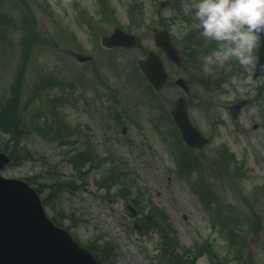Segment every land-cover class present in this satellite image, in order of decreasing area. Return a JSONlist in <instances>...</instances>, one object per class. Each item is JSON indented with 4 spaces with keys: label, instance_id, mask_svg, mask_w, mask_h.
<instances>
[{
    "label": "rangeland",
    "instance_id": "obj_1",
    "mask_svg": "<svg viewBox=\"0 0 264 264\" xmlns=\"http://www.w3.org/2000/svg\"><path fill=\"white\" fill-rule=\"evenodd\" d=\"M160 1L162 0L145 1L146 12L143 20L133 29L134 33L138 32L135 34L143 38L144 49L155 52L157 49L152 40V29L161 28L160 21L170 22V31L180 44H183L189 30L200 32L193 14L196 0H180L181 8L187 15L184 17L190 21L181 19L178 10L168 9L158 13L157 6ZM25 2V7L30 6V14H34L32 17L35 20L34 25L37 26V37L40 39L39 43H34L32 49L26 51L28 57L25 58L27 60L25 86L17 100L22 110L21 116L28 123L35 110L41 114L37 102L33 100L37 95L34 91L35 85L41 77H50L67 83L76 82L77 87L74 91L67 88H53L42 91L41 99L52 109L60 107L66 116V122L72 127L78 125L82 130L89 131L90 146L95 149V158L100 163L90 177L89 174L86 175L87 185L80 186L81 181L74 182L75 172L66 159L70 148L50 145L35 133L34 127L28 126L21 145L27 150V160H25L26 157L22 152L11 148L12 144L6 134L11 119L5 118L1 120L5 132L0 133V152L6 155L12 154L17 164L6 167L2 172L3 175L20 181L27 179L31 182L37 181L33 188L43 184L40 194L44 206L49 205L45 208L48 216L54 218L58 214L61 227L68 230L81 245L98 236L110 242L115 248V264H156L153 256H155L157 236L141 235V231L135 229V226L139 225L141 215L136 213L128 199L123 200L128 190L134 194L142 193L144 200L150 201L158 210L165 212L166 222L171 225L181 248H190L196 242L207 240L224 262L229 256L226 239L212 230L208 212L203 210L200 200L189 183L176 175L174 149L167 143L168 135L173 133L172 125L166 124L165 121L157 122L158 112L151 108V102L147 99L139 100L143 99L140 91H137L139 86L137 89L133 86L129 87L117 76L124 69L120 65H124L129 73L133 67L132 63L142 59L143 55L139 51H134L130 55H123L122 51L116 52V55H112L118 60L115 62V69L108 66L109 61H103L107 59L105 56L107 51L95 43L94 31L91 32L86 27L88 19L90 23L99 27L104 24L101 22L96 0H25ZM110 2L116 11L117 21L123 27L127 24L125 7L129 0H110ZM47 6L51 7L55 14L50 13ZM76 6L78 10L82 8L88 12L84 20L76 16L74 12ZM20 10L21 4L18 0H0V13L5 14L14 24V27L7 31L8 39L0 41V47L2 45L4 49L2 52L0 48V101H8L9 87L18 75L16 69L21 62L20 49L16 47L23 33L17 22L21 16ZM112 27L111 24L104 26V34H110ZM72 34L76 36L83 51L68 50L67 45L70 44L69 38ZM67 51L70 53L76 51L83 56L93 58L91 62L82 65L74 62ZM256 58L257 50L254 49L251 63L247 66H237L238 63L232 61L223 64L217 62L206 64L204 61L205 66H201L202 71L199 73L193 71L190 66L181 69L170 68L168 72L170 82L183 78L188 83L190 89L185 98L190 103V120L194 127L211 142L203 149L204 156L200 161L206 159L209 162L214 157H218L220 146H226L234 153L235 163L242 169L244 180L237 188L240 187L244 193H249L251 189L256 192L250 197L249 203L256 202L254 209L258 210L263 219V231L258 239L250 235L249 231L244 233L248 247L255 254L256 264H264V129L262 128L264 78H253ZM237 70H239L238 75L231 78L233 72ZM95 74H99L98 77L101 76L105 83L101 84ZM179 96L183 94L178 88L166 87L160 97L163 108L170 111ZM55 98L63 100V108ZM111 98L118 103L116 104ZM246 100L248 104L237 119L235 121L231 119L229 106L234 102ZM27 103L32 104L30 106ZM117 114H121L119 122L106 118L107 115L111 117ZM213 122H218L216 131L212 129ZM255 125L258 126V130L252 129ZM123 127L126 128L125 135H121ZM172 140L177 143L176 137ZM77 148L84 147L78 145ZM108 161L117 168H126L129 174L128 182L130 181L132 185L125 189L121 187L123 196L118 195V187H114L108 194L104 189L99 190L95 186V181L109 171ZM202 165L207 166L206 162ZM209 176L211 177L212 174ZM68 183H75L80 187L78 189L66 187ZM212 187L223 202H231L240 213L247 212V205L242 202L239 193L231 190L233 188L229 182L213 181ZM130 211L135 213V218ZM244 217L242 215L239 219L241 223L245 222L246 218L250 220L249 216ZM106 241L104 243L108 244ZM197 264L209 263L204 257ZM228 264H237V262L230 261Z\"/></svg>",
    "mask_w": 264,
    "mask_h": 264
},
{
    "label": "water",
    "instance_id": "obj_2",
    "mask_svg": "<svg viewBox=\"0 0 264 264\" xmlns=\"http://www.w3.org/2000/svg\"><path fill=\"white\" fill-rule=\"evenodd\" d=\"M115 36L121 34L125 47L140 46L139 40L115 30ZM155 43L161 47L168 59L179 64L178 53L173 49L166 32L155 36ZM259 59L256 75H264V46L258 47ZM149 79L151 86L160 91L166 81L161 61L150 54L146 61L139 63ZM178 85L185 90L182 81ZM240 104L234 108V115ZM184 99H180L171 113L182 138L189 147L202 148L208 142L195 131L188 120ZM0 154V168L7 164ZM0 264H96L91 255L79 249L76 242L66 231L55 228L45 216L37 195L24 182L4 180L0 176Z\"/></svg>",
    "mask_w": 264,
    "mask_h": 264
},
{
    "label": "clouds",
    "instance_id": "obj_3",
    "mask_svg": "<svg viewBox=\"0 0 264 264\" xmlns=\"http://www.w3.org/2000/svg\"><path fill=\"white\" fill-rule=\"evenodd\" d=\"M193 14L201 37L216 44L206 64L247 66L253 50L264 46V0H196Z\"/></svg>",
    "mask_w": 264,
    "mask_h": 264
},
{
    "label": "trees",
    "instance_id": "obj_4",
    "mask_svg": "<svg viewBox=\"0 0 264 264\" xmlns=\"http://www.w3.org/2000/svg\"><path fill=\"white\" fill-rule=\"evenodd\" d=\"M133 11V16H140L141 10L137 9V7L132 8L131 9ZM137 10V11H134ZM186 53H190V57L194 59H196V54L191 52L190 50H187ZM188 60V58H187ZM193 60H189V62L191 64H196L198 61H193ZM23 75H24V71L19 70V73L16 77V79L13 81V84L11 85L10 88V94L12 95V97L8 100L7 104L5 105V107H3V109L0 111V117L2 118V120H5V118H10V122L7 125V131H10V129L12 128H17L16 129V135L20 134L21 131V113L19 112V107H18V102L17 100L20 98V88L22 86V79H23ZM151 96L155 97L154 94L151 93ZM47 122V121H46ZM48 127H43L42 130H47L48 131H52L54 129V124L53 122L51 124H49L48 122ZM0 129L5 131V129L3 128V123L0 119ZM13 139H16V137L12 136ZM62 144H71L70 140H64L61 142ZM89 155H87L85 158H83L82 155H79L78 159L77 158H72L73 160L71 161L72 164L75 167V163L79 164H84L86 161H88V163L90 164L92 162V158L88 157ZM222 166L224 165L223 163H220ZM83 166V165H82ZM94 165H90L89 168H93ZM76 168V167H75ZM88 168V169H89ZM223 169L225 171H227L226 167H223ZM79 171L81 173L80 167H79ZM223 171V170H221ZM224 172V171H223ZM225 174V172H224ZM226 175V174H225ZM211 195V194H210ZM212 197V195H211ZM214 213H213V217H215V221L216 223L220 225L221 229L223 231H225L228 235V237L230 238V242L232 243V245L237 246L238 249L236 250V254L238 255H242L244 254L243 250H244V242H242L241 240L239 241L238 235H237V231L235 229H233L231 227V220H228V218L230 217V215H223L222 212L219 209H214ZM250 216L253 219L251 222V226L250 229L252 231L255 232L256 235H260V233L262 232L261 230V219L259 218L258 215H256L253 211L250 212ZM161 218V219H160ZM233 219V218H232ZM165 220V216L163 214V212H158L156 211V208L154 206H150L149 208V214L147 216V218H145V220L143 219V224L142 227H144L145 229L148 230L152 229L155 230V228H160V232L159 235H161V257H163L167 263L169 264H193V259L195 258V256L193 255V253L191 251H185L183 254H179L177 252V245L175 243V240L173 239V237H170V230L168 228V226H166V224L164 223ZM234 220V219H233ZM147 231V230H146ZM91 249H93L94 253L98 255V257L100 259H106L107 255H106V250H102L103 248H99V246L97 245V242H94L91 245ZM199 251V248L197 249ZM246 253V264H255L254 259L252 257V254L249 252H245ZM100 255V256H99ZM102 256V257H101ZM104 257V258H103ZM103 264V263H102Z\"/></svg>",
    "mask_w": 264,
    "mask_h": 264
}]
</instances>
